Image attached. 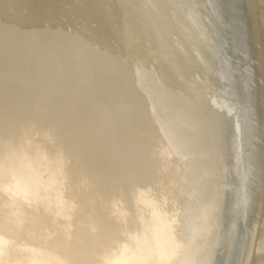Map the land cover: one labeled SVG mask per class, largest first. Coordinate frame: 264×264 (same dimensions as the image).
Returning a JSON list of instances; mask_svg holds the SVG:
<instances>
[{
	"label": "bare ground",
	"instance_id": "bare-ground-1",
	"mask_svg": "<svg viewBox=\"0 0 264 264\" xmlns=\"http://www.w3.org/2000/svg\"><path fill=\"white\" fill-rule=\"evenodd\" d=\"M0 264H264V0H0Z\"/></svg>",
	"mask_w": 264,
	"mask_h": 264
}]
</instances>
